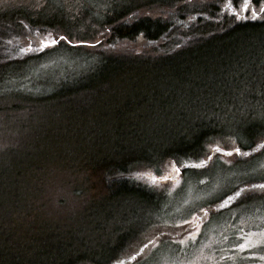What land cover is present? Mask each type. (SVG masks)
Listing matches in <instances>:
<instances>
[{"label":"trees","instance_id":"16d2710c","mask_svg":"<svg viewBox=\"0 0 264 264\" xmlns=\"http://www.w3.org/2000/svg\"><path fill=\"white\" fill-rule=\"evenodd\" d=\"M89 1L1 9L0 91L53 52L92 62L45 92L0 93V264H134L154 241L120 210L161 209L149 174L201 172L236 147L248 155L234 165L250 166L264 145V14L237 20L228 0Z\"/></svg>","mask_w":264,"mask_h":264},{"label":"rangeland","instance_id":"374dc122","mask_svg":"<svg viewBox=\"0 0 264 264\" xmlns=\"http://www.w3.org/2000/svg\"><path fill=\"white\" fill-rule=\"evenodd\" d=\"M44 1L0 0V15L7 13L1 9H12V5L39 9ZM101 1H89L94 12L101 9ZM66 2L52 0L50 4ZM161 15V10L142 11V16ZM91 62L92 58L84 53H72L67 49L61 53L53 52L30 64L20 78L2 86L0 93L7 88L25 89L35 94L45 92L54 82L74 76ZM9 99L10 96L5 95L2 103ZM236 149H230L228 155L216 161L205 163L202 167L206 169L201 172H187L182 176L174 166L166 165L157 175L149 174L147 181L154 184L152 188L165 195L161 209L156 211L132 204L120 210L122 225H125L126 217L127 226H134L136 233L142 230L141 234L145 233L148 240L154 241L134 264H264V235H261L264 232V191L253 189V183L247 185L249 191L239 188L238 191L243 190L239 197L233 192L218 200L226 191L233 190L237 182L262 180L255 185L264 184V145L250 166L234 165V156H239ZM229 197L233 199L229 200ZM163 227H169L168 241L158 240L155 234ZM240 236L250 238L253 246L241 251L238 245L244 240L239 239ZM135 252L131 250V254Z\"/></svg>","mask_w":264,"mask_h":264},{"label":"snow or ice","instance_id":"6c2138e0","mask_svg":"<svg viewBox=\"0 0 264 264\" xmlns=\"http://www.w3.org/2000/svg\"><path fill=\"white\" fill-rule=\"evenodd\" d=\"M229 9H234L232 11V14L235 16L237 20L245 19V15L242 14H247L250 15L253 19H256L259 17L260 14H264V0H255V3H253V0H235V3H233V0H228V3L225 5ZM59 40H66V37L60 36ZM56 39H52L48 41V44L50 45H55L56 44ZM237 155H248V153H241L239 149H236ZM211 157H209L210 159ZM203 163V162H201ZM177 172H179V169H176ZM253 189H260L264 191V184H259V185H253ZM241 191H237L234 195L236 197H239L241 195ZM233 199V197H229V200ZM185 223H189V221H185ZM192 234L190 233V236ZM261 235H264V232L261 233ZM194 239V236H193ZM239 239L244 240V243H241L238 245V248L243 251L247 248H250L253 246L250 238L245 239L244 236H240ZM183 243V241H182Z\"/></svg>","mask_w":264,"mask_h":264}]
</instances>
